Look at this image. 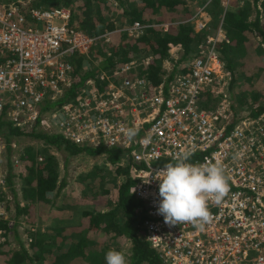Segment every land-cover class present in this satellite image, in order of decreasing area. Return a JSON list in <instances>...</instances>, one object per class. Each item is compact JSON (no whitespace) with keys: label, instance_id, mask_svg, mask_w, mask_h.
Returning <instances> with one entry per match:
<instances>
[{"label":"built area","instance_id":"1","mask_svg":"<svg viewBox=\"0 0 264 264\" xmlns=\"http://www.w3.org/2000/svg\"><path fill=\"white\" fill-rule=\"evenodd\" d=\"M107 1L119 6L125 0ZM28 4L0 2V122L22 131L41 124L43 131L81 145L121 149L140 165L132 170L129 192L143 204L137 208L143 239L162 264H264V112L252 117L231 102V76L217 51L221 24L215 35L194 43L186 60L175 66L179 57H173L171 69L164 70V77L174 71L167 81L155 85L139 74L150 57L121 63L115 56L113 67L100 70L104 87L87 78L64 104L41 110L77 79L71 55H86L101 38L108 43L113 31L89 36L71 23L69 9ZM208 22L201 21L199 31ZM147 26L135 21L123 30L140 36ZM128 129L136 130L131 139ZM5 131L0 128V151L7 146ZM8 145L15 148L11 138ZM186 150L193 153L190 163L219 161L228 178L224 199H208L211 218L203 231L191 223H166L157 212L156 172ZM4 186L1 177L0 218H7ZM1 236L0 229V242Z\"/></svg>","mask_w":264,"mask_h":264},{"label":"trees","instance_id":"2","mask_svg":"<svg viewBox=\"0 0 264 264\" xmlns=\"http://www.w3.org/2000/svg\"><path fill=\"white\" fill-rule=\"evenodd\" d=\"M9 1L15 0H0L4 3ZM80 1L29 0L28 5L41 9H69L71 23L89 36L99 34L100 31H111L116 28L117 24L115 25L113 21V5L108 3L107 0H82L79 3ZM144 1L152 6L154 13L158 12L160 5H163L166 9L168 8L167 12L172 14L170 16H178L179 12L177 11L180 10L178 8L185 4V0ZM202 1L205 2L206 0ZM252 1V7L250 8L248 7L249 4L245 2L243 7H234L233 11H228L223 9L220 4L221 0H213L216 5L212 9L211 18L204 29L195 31L192 25L185 21L178 24L177 30L171 31L170 28L169 33L162 28L152 26V20L143 19L141 9H138V11L136 8L131 11L126 8L123 9V16L127 22L125 26L131 25L135 21L141 25H149L145 28L144 33L140 36H131L128 32L122 30L114 35V42L106 47L95 44L84 56L72 54L71 60L75 64L73 74L77 79L71 82L64 96L54 101L46 100L41 106V110L64 104L76 92L77 88L83 85L87 78L95 77L98 86L100 88L104 87L105 84L99 81V70L102 67H113L115 62L112 58L114 56L119 57L118 62L121 63L151 57L146 68H139V74L146 76L155 85L167 81L172 77L174 71L164 77L166 72L156 62L158 60H170V54L182 51L175 62L176 66L186 60L189 57L188 55L193 52L195 42L203 40L205 36L215 35L221 24L225 36L218 38L217 51L225 69L229 71L231 76L229 90L231 92L234 85H238V88L234 89L236 90L234 92L236 94L235 100L238 102L237 106L250 110L252 117L258 116L264 112L263 88L261 85L256 84V81L264 77V56H251L249 50H251V44L256 40L257 35L261 36V43L264 45V10L260 11L257 4L260 1V7L264 8V0ZM232 4L234 5V2ZM123 5L122 1L120 6ZM76 8H78V11L75 10ZM186 9L191 12V8L185 7L183 10ZM252 11L254 17L249 19ZM189 18L190 15L187 19ZM183 19L185 18L183 17ZM183 19L181 18V20ZM119 23L123 24V20L120 19ZM120 28H122V25ZM106 53H110V56L105 59L100 67H91L89 62L83 61V58H90L95 54L105 55ZM92 60H95V57L89 61ZM85 62L86 64H84ZM82 67L84 72L80 74L78 71ZM3 126L6 130L4 137L7 150L10 149L9 139L18 136L41 141V148L34 151L30 146H26L24 152L20 153V157L24 158L20 166L23 167L22 171L25 174L21 176L19 173L22 181L21 186H23L21 197L24 203L21 207L19 202H15V212L7 218H0L2 236H7L12 231L13 238L19 243V248L9 247L7 241L0 242V264H106L105 255L109 250L107 243L112 240L120 243L126 239L131 244L128 264H162L155 249L151 248L143 239L141 229L143 215L142 211L137 209L138 207L142 208L143 204L134 200L129 192L133 185L132 170L140 167V165L133 164L128 160L124 166L119 165L124 155L123 151L118 148L85 146L70 141L61 134L33 129L22 131L19 128L12 127L9 123L0 122V128ZM49 147L64 152L65 156H75L80 153H86L88 156L102 154L105 162L114 167L118 175L123 174V179L117 187L114 200L108 199L110 189L105 187V183L100 184L99 189L89 195L84 194V191H80L81 196L86 197L84 204L90 203L92 207L88 206L81 211L82 219L77 225L61 224V222L63 223L65 208H68L69 204L77 206L78 201L76 197L67 195V192L60 197L62 202L54 204V201H52L67 184L64 179L59 180L57 168L54 167L55 157L47 153ZM7 161L5 181L14 194L11 179L16 174L11 171L10 159H7ZM155 164L164 165L161 162ZM94 177L91 172L80 174L78 183L82 185V189L85 187L89 192L90 187L88 185L94 180ZM51 189L55 191L53 196L46 192V190ZM49 207L55 208L58 217L42 231L38 223L46 215H53L51 211H48ZM8 210L9 205L6 208V213H9ZM21 214L25 215V223L20 226L18 216ZM11 220L12 226L9 227L8 222ZM48 232H53L54 237L51 238ZM21 233H25L29 239L28 248L23 245ZM99 238L102 240L99 241Z\"/></svg>","mask_w":264,"mask_h":264},{"label":"rangeland","instance_id":"3","mask_svg":"<svg viewBox=\"0 0 264 264\" xmlns=\"http://www.w3.org/2000/svg\"><path fill=\"white\" fill-rule=\"evenodd\" d=\"M82 1V0H81ZM81 1L79 3H81ZM232 2H234V5L232 4ZM247 2L249 5L248 7H252V0H221L220 4L222 5L223 9L228 10V11H233V9H235L234 7H243L244 3ZM121 3V2H120ZM119 3V4H120ZM124 3V7L123 6H118L117 5H113V15H114V24L116 26L115 29L111 30L113 31V33L110 36V41L108 43L104 42L103 39L101 38L98 41V45H101L102 47H106L110 44H112L114 42V35L117 34L118 32L122 31L124 26L127 25V22L125 21V18L123 16L124 14V10L123 9H127L128 11H131L133 9L136 8V10L138 11V9L142 10V17L143 19L146 20H152V26L154 27H159L162 28L164 31L169 33L170 28L173 30H177L178 29V24L181 22H185L186 19L190 16L193 15V18L191 20L186 21L188 24L192 25L193 29L195 31H199V23L201 21L203 22H207L210 20V13L213 12V8H215L216 3L212 2L210 5H204V2L202 0H185V4L182 5V7L178 8L180 9L179 11V15L178 16H170L172 14H169L170 12H167V9L163 6L160 5L159 6V10L157 13H154L152 6H149L148 3L144 0H125L123 1ZM260 1L257 3L259 10L262 11L264 10V8L260 7L259 5ZM156 5V3H155ZM185 7L191 8V12H189L187 9L183 10ZM76 11H78V8L75 9ZM212 10V11H211ZM176 12V13H177ZM252 14L249 15V19H253L254 17V12H251ZM168 17V19H167ZM183 17L185 19H183ZM181 18L183 20H181ZM122 19L123 20V24L119 23V20ZM178 20L177 23H175V21ZM122 25V28H120V26ZM218 29V28H217ZM105 31V30H104ZM104 31H100V33H104ZM109 31V30H107ZM220 34L223 36H225V31H221ZM107 52V51H106ZM249 54L252 55H257L258 57H261L262 55L264 56V45L261 43V36H259V38L256 39V41H253V44H251V50H249ZM182 51H178L176 53H172L170 54L171 59L168 61L166 60H158L156 63L157 65L162 69V70H170L172 63L171 61L173 60V57H180ZM107 54V53H106ZM84 56V55H83ZM93 57H95V60H92L91 62L89 60H91ZM98 58V61L96 60V58ZM115 57V56H114ZM117 60L119 59V57H116ZM151 58V57H150ZM141 59V58H140ZM83 61H87L90 63L91 67H100V65H102L104 63V58L102 55H97L95 54L94 56H91L90 58H83ZM168 62V63H167ZM86 64V62L84 63ZM102 67V66H101ZM104 67L100 68L103 69ZM225 68V67H224ZM99 70V71H100ZM254 70V69H253ZM84 72L83 67L80 70V74H82ZM263 79V81H262ZM262 79H259L258 81H256V84L261 85L263 88V92H264V77ZM230 84V83H229ZM238 85H234L233 89L231 90V92H229L230 94V99L233 102V104L235 105V107L238 109L237 111H249L248 109H243L239 106H237L238 102L237 100H235V92L237 89ZM39 124V123H38ZM37 124V125H38ZM43 130V127L41 124L38 125L37 131ZM12 142H14L15 144V148L13 149H9L7 150L6 148H3L0 151V178L4 177V179L6 178V171H7V159H10V163H11V167L13 172H15V176L11 179L12 180V189L14 190V194L10 188L9 185H7V182L5 181V193L7 196H9V200H8V205H9V213H6V217H9L10 215H12L15 212V202H19L20 206H23V199L21 197V194L23 193L22 189L23 186H21L22 181H21V177L19 175V173L21 174V176H24V172L22 171L23 167L20 166L21 161L24 158H21L20 153L22 154L24 152V149L26 146H30L34 151H36L37 149L41 148V141L37 140V139H33L30 137H25V136H18V137H12ZM47 153L53 155L54 161H55V166L57 168V172H58V177L59 180L60 179H64L66 181V186H64L58 196L52 200L54 201V204H57L59 202H62L61 200V196L66 192L67 195L69 194H73L75 195L76 193V199L78 201L77 206L76 205H70L67 206L68 208H65V214L63 216V223L61 222V224L63 225H77L80 220L82 219V210L86 209V207L91 206L90 203H85L84 201H86V197L81 196L80 191H84V194H90L93 191H97L99 189V185L102 183H105V187L109 188V195H108V199L110 200H114L115 194L117 192V187L120 184V182L123 179V174H117L115 172V168L110 166L108 163L105 162L104 156L102 154L99 155H93V156H88L86 153H80L78 155L75 156H65V153L55 149L54 147H49ZM47 156V154H46ZM15 157H18L19 161L18 163H15L13 161V159ZM43 159V156L41 157ZM56 172V173H57ZM91 172L93 177L96 174V176L94 177V180L92 182H90V184L88 185L89 188V192L87 191V188L82 189V185L80 183H78V177L80 174H86ZM19 175V176H18ZM86 182V181H85ZM47 193L52 192V194L55 193V191L53 192V190H46ZM66 196V195H65ZM68 201V200H67ZM105 209H107L106 207H103ZM40 210V209H39ZM45 210V209H44ZM48 211L52 212L53 215L52 216H48L46 215V217L44 219H42L41 222H39V227L43 230H45V227L47 225H50L53 223L54 219L57 216V211L55 210V208L53 207H49ZM62 214V213H61ZM18 219L20 220V226L25 223V215L21 214L18 216ZM12 221V220H11ZM47 222L45 225L44 223ZM27 227V226H26ZM20 230V229H19ZM21 232V231H20ZM21 239L23 240V245L25 248H28V237L26 236L25 233H21ZM48 234L50 235L51 238L54 237L53 232H48ZM99 241H101L102 239L99 238ZM3 241H7V244H9L8 246L14 249H18L19 248V243L13 238V233L12 231L9 232V234L7 236H1V242ZM105 242L107 243V241L105 240ZM130 241L128 239L124 240L123 242H117L115 241H109V243H107V248L110 249H115L118 251L123 252L126 255L127 261H128V256H129V248H130ZM10 257V256H9ZM11 259V258H10Z\"/></svg>","mask_w":264,"mask_h":264},{"label":"clouds","instance_id":"4","mask_svg":"<svg viewBox=\"0 0 264 264\" xmlns=\"http://www.w3.org/2000/svg\"><path fill=\"white\" fill-rule=\"evenodd\" d=\"M127 134L131 139L136 135V130L128 129ZM192 155L191 151L186 150L175 162L166 163L156 172L155 179L159 183L160 196L157 212L166 223H191L203 231L211 218L208 199L212 198L220 203L229 192V183L219 161L207 164L190 163ZM127 160L123 156L119 165L124 166ZM105 262L128 264L126 255L115 249L107 251Z\"/></svg>","mask_w":264,"mask_h":264},{"label":"crops","instance_id":"5","mask_svg":"<svg viewBox=\"0 0 264 264\" xmlns=\"http://www.w3.org/2000/svg\"><path fill=\"white\" fill-rule=\"evenodd\" d=\"M177 22H178V20L175 21V23H177ZM257 38H259V35L256 36V39H257ZM255 41H256V40H255ZM255 41H254V42H255ZM252 44H253V43H252ZM48 194L51 195V196L55 195V193L52 194V192H50V193H48ZM58 194H59V193H58ZM69 195H70V196H74V197L77 196L76 193H75V195H73V194H69ZM46 223H47V222H45L44 225H45Z\"/></svg>","mask_w":264,"mask_h":264}]
</instances>
